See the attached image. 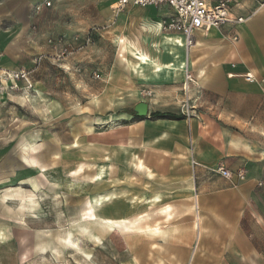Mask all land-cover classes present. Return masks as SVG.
Returning <instances> with one entry per match:
<instances>
[{
  "label": "crops",
  "instance_id": "1",
  "mask_svg": "<svg viewBox=\"0 0 264 264\" xmlns=\"http://www.w3.org/2000/svg\"><path fill=\"white\" fill-rule=\"evenodd\" d=\"M46 1L0 0V67L30 70L33 89L28 100H21L49 111L55 101L44 92L35 60L48 48L58 56L41 43L42 34L55 25V1L70 0H49L52 6L36 14L35 5ZM116 2L110 0V11H118ZM231 7L232 17L246 22L196 33L188 53L184 36L162 27L175 15L170 6L122 9L127 41L119 39V48L129 64L123 90L133 96L132 104L123 106L115 95L111 99L114 92L98 93L91 107L95 115L106 113H98L97 120L85 113L82 128L68 120L66 133L46 129L43 145L35 147L30 138L25 153L17 146L0 155V264L7 263V242L21 240L23 233L13 231L10 222L22 228L26 219L70 221L66 199L75 193L79 221L117 234L103 224L112 220L118 222L119 237L141 234V264H264V9H258L257 0H233ZM136 50L169 71L159 75L143 66L141 74ZM187 64L197 83L189 93L190 119L180 111ZM116 73L112 69L106 76L119 90ZM249 75L258 82H246ZM138 89L154 96L137 98ZM142 102L149 105L145 118L134 115ZM156 113L176 118H157ZM218 165L232 171L233 178L214 174ZM239 170L246 171L244 180L235 175ZM44 201L62 211L44 210Z\"/></svg>",
  "mask_w": 264,
  "mask_h": 264
},
{
  "label": "rangeland",
  "instance_id": "2",
  "mask_svg": "<svg viewBox=\"0 0 264 264\" xmlns=\"http://www.w3.org/2000/svg\"><path fill=\"white\" fill-rule=\"evenodd\" d=\"M55 4V8L58 7L54 10L56 12L54 14L55 25L51 30L43 32L42 35L45 36L41 43L48 48L47 41L49 39L65 38L71 44L69 50L72 54L62 56V49L52 48L54 51H58L56 52L58 56H54L48 48L49 53L45 54L43 58L41 57L39 64L35 63L39 79L46 90L44 92L48 93L49 99L55 101V109L48 111L45 107L25 104L21 99L28 100L29 94L15 93L10 90L9 83L0 81L1 156L4 152H13L17 146H21V150L25 153L28 149L27 145H29L28 142H25L26 139L27 141H30L28 140L30 138L34 139L32 144L35 147L43 145L41 135L45 134L48 128L49 132L50 129L54 130L56 135L66 133L68 120L71 121L70 123L74 125L75 129L78 128L80 118L85 113L90 115L87 117L97 120L98 113H106L105 111H96V116L91 107V102L96 100L95 97H101L98 93L114 92L109 93L111 99L115 95L121 98L119 102L123 106H127L128 103L132 104L133 96L127 95V92L123 90L126 88L129 68L127 59L123 57L125 55L120 54L119 48V39L123 38L127 41L125 21L123 20L124 24H120L123 10L110 11V0H70L66 3L55 1ZM61 4L64 5L61 6ZM88 37H90L89 44L87 43ZM76 38H79L78 41H75ZM81 47L82 49L87 48L83 52L85 55L78 54L79 50H82ZM65 57H68L67 61H63ZM143 66L157 71L154 66ZM143 66H139L141 74L146 71ZM15 69L18 67H0V72ZM112 69H115L118 81L122 83L119 90H115L117 86L111 82V76H106V73L111 74ZM96 73L101 77L95 76ZM104 74L105 78L102 79ZM149 91V89H138L135 97L150 99L154 95ZM45 103L43 101L42 105ZM83 119L85 118L83 117ZM82 124L85 122L81 123V128ZM92 124L93 122L86 118V125L92 127ZM76 156L77 154L74 157ZM90 159L83 161L91 165L94 160ZM71 165L72 168L78 167L77 163L71 162ZM75 194L78 195V193ZM75 194L71 195L69 200H67L68 197L66 199L70 203V210H67L70 221L62 222L57 218L54 223L42 224L26 219L22 223V228L19 222H10L9 227L13 231L18 228L22 229L23 233L21 240L10 239L7 242L6 264H93L94 262L98 264H141L143 258L141 234L119 237L95 223L82 222L73 225V222L79 221L80 202L78 197H74ZM50 204L48 205L44 201L43 209L52 210L53 208L55 215L62 211V207L54 205L55 203L51 201ZM13 210L15 211L14 207ZM20 210L17 208V212ZM14 214H12L13 219L16 217ZM65 214H67L66 211ZM69 234L74 242L78 241L80 249L75 250L65 246L64 239ZM44 245L46 248H43Z\"/></svg>",
  "mask_w": 264,
  "mask_h": 264
},
{
  "label": "built area",
  "instance_id": "3",
  "mask_svg": "<svg viewBox=\"0 0 264 264\" xmlns=\"http://www.w3.org/2000/svg\"><path fill=\"white\" fill-rule=\"evenodd\" d=\"M257 1L259 2L258 9H264V0ZM232 3L233 0H218L215 5L212 4V0H117L115 9L120 11L129 4H135L137 6H170L175 11V15L164 19L162 27L164 30L181 33L184 36V46L188 53L196 44V33L209 32L212 29H219L225 25H234L237 27L246 22L245 18L232 17ZM51 6V1L47 0L44 4L35 5L34 11L36 14H39L44 7L49 8ZM78 39L76 38L75 41H78ZM47 42L48 45L55 49H62V56L72 54L69 50L71 44L65 38L61 37L57 40L49 39ZM87 43H90V37H88ZM40 62L41 58L35 60L36 64ZM184 74L183 94L185 100L181 105L180 111L186 119H190L194 112L189 93L192 87L197 86V83L189 70L188 64L185 67ZM30 75L31 72L26 68L3 70L0 72V81L9 83V88L13 92L28 95L33 89V85L30 82ZM245 81L251 84L258 82L252 75L246 76ZM21 82H26V85L21 86ZM192 165H197L194 160H192ZM212 172L225 179H232L234 175L232 171L222 165L213 168ZM235 175L239 180H244L246 171L239 170Z\"/></svg>",
  "mask_w": 264,
  "mask_h": 264
},
{
  "label": "bare ground",
  "instance_id": "4",
  "mask_svg": "<svg viewBox=\"0 0 264 264\" xmlns=\"http://www.w3.org/2000/svg\"><path fill=\"white\" fill-rule=\"evenodd\" d=\"M129 54V53H128ZM136 56H137V60L139 61V66H143V65H151L154 66L157 70V72L159 74H164L165 72L169 71L167 68L161 67L160 65L156 64L155 62H153L151 59H149L147 56L143 55L142 53L138 52L136 50ZM169 67V66H168ZM174 71V70H173ZM84 169V168H83ZM75 193V192H74ZM29 210H32L31 208H29ZM89 220L90 222L92 221H96V218H90V219H86ZM82 221H78V222H73V225H77V224H81ZM117 223L116 221H112V220H107V221H103V224L107 225L110 229H114V231L117 233V235L119 234L118 229H117ZM159 230V229H158ZM200 230V229H199ZM47 231V230H46ZM45 232V231H44ZM48 232V231H47ZM46 232V233H47ZM160 232V231H159ZM152 233V232H151ZM152 235V234H151ZM159 235V234H158ZM61 237H63L61 235ZM64 238V237H63ZM74 239L71 238V234L67 235V237L64 239V244L65 246H68L69 248L72 249H80L79 243L78 241H73ZM62 245V244H61ZM47 246V245H46ZM51 246V245H50ZM52 247V246H51ZM51 247L49 248L51 251ZM43 248H46L45 245L43 246ZM42 248V249H43ZM59 249V247H57ZM56 249V247H55ZM48 250V249H47ZM68 250V249H67ZM40 251V250H39ZM49 251V252H50ZM64 251V250H63ZM72 253V252H71ZM60 254V253H59ZM76 254V253H75ZM74 255V254H73ZM77 255V254H76ZM79 255V254H78ZM61 256V255H60ZM56 257V256H55ZM82 257V256H81ZM83 258V257H82ZM93 264H98L96 262H94Z\"/></svg>",
  "mask_w": 264,
  "mask_h": 264
},
{
  "label": "water",
  "instance_id": "5",
  "mask_svg": "<svg viewBox=\"0 0 264 264\" xmlns=\"http://www.w3.org/2000/svg\"><path fill=\"white\" fill-rule=\"evenodd\" d=\"M149 113V105L147 103H139L134 108V115L136 117L145 118Z\"/></svg>",
  "mask_w": 264,
  "mask_h": 264
},
{
  "label": "trees",
  "instance_id": "6",
  "mask_svg": "<svg viewBox=\"0 0 264 264\" xmlns=\"http://www.w3.org/2000/svg\"><path fill=\"white\" fill-rule=\"evenodd\" d=\"M155 117L157 118H170V119H175L176 117L170 115V114H160V113H156Z\"/></svg>",
  "mask_w": 264,
  "mask_h": 264
}]
</instances>
